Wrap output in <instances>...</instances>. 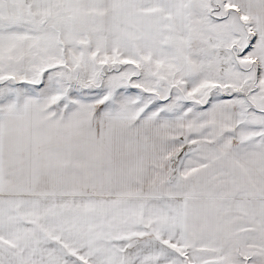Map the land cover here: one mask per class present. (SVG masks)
I'll return each mask as SVG.
<instances>
[{"label": "snow or ice", "instance_id": "6c2138e0", "mask_svg": "<svg viewBox=\"0 0 264 264\" xmlns=\"http://www.w3.org/2000/svg\"><path fill=\"white\" fill-rule=\"evenodd\" d=\"M0 264H264V0H0Z\"/></svg>", "mask_w": 264, "mask_h": 264}]
</instances>
